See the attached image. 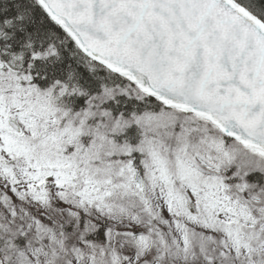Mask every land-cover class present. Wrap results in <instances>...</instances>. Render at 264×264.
Instances as JSON below:
<instances>
[{"label": "snow or ice", "instance_id": "6c2138e0", "mask_svg": "<svg viewBox=\"0 0 264 264\" xmlns=\"http://www.w3.org/2000/svg\"><path fill=\"white\" fill-rule=\"evenodd\" d=\"M0 264H264V0H0Z\"/></svg>", "mask_w": 264, "mask_h": 264}]
</instances>
